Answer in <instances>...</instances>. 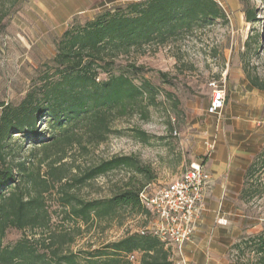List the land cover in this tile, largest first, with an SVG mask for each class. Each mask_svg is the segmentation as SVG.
<instances>
[{
  "label": "rangeland",
  "instance_id": "obj_1",
  "mask_svg": "<svg viewBox=\"0 0 264 264\" xmlns=\"http://www.w3.org/2000/svg\"><path fill=\"white\" fill-rule=\"evenodd\" d=\"M219 1L227 15L225 22L204 25L166 43L145 45L115 59L111 74L130 73L137 85L148 81L153 91L146 95L142 110L115 117L112 132L104 142H91L85 130L79 129L64 151L52 150L47 157L38 142L12 135L6 165L25 163L27 171L43 182L40 190L49 220L40 229H8L2 247H13L29 239L41 252L51 255L47 249L50 237L66 236L63 255L75 254L82 259L88 253L102 251L108 244L149 227L152 216L123 208L114 217L97 218L93 214L85 222L71 214L70 206L63 201L66 194L74 195L78 201H102L113 197L128 183L142 188L149 182L154 191L193 163H206L214 157L220 135L228 137L238 124L262 131L260 136H264V90L255 88L248 78L249 74L264 84V0ZM246 10L255 11L256 23L246 21ZM13 12L5 20L6 29L0 31V118L4 108L19 106L30 91L41 87V79L52 67L56 44L63 35V31L52 28L44 31ZM91 20L76 19L66 31ZM255 36L257 44L248 42ZM160 73L168 75L167 78ZM109 76L102 73L99 81ZM214 83L227 91L226 107L219 118L208 113ZM48 127L49 121L42 118L39 128L44 135L50 133ZM135 130L147 133L151 137L149 142L136 138ZM215 135L219 136L216 148L209 152L207 142ZM261 145L246 168L242 200L250 231L241 235L231 248L234 264H256L251 242L264 236V137ZM122 156L137 157L150 167L153 179L128 168H118L79 183L90 169ZM27 182L26 179L22 185H28Z\"/></svg>",
  "mask_w": 264,
  "mask_h": 264
},
{
  "label": "trees",
  "instance_id": "obj_2",
  "mask_svg": "<svg viewBox=\"0 0 264 264\" xmlns=\"http://www.w3.org/2000/svg\"><path fill=\"white\" fill-rule=\"evenodd\" d=\"M19 2L0 0V31L6 29L5 20L12 10L13 14L19 11ZM245 16L248 23L258 21L253 10H246ZM226 20L225 11L215 0H134L105 10L84 26L63 33L56 44L52 67L41 79V87L30 91L19 106L4 108L0 118V264H134L128 257L135 252L140 253L137 264H173L171 250L152 234L142 233L147 227L82 259L75 254L63 255V246L68 242L66 236L50 237L47 249L51 255L41 252L29 239L13 247H2L8 229H40L49 220L40 190L43 182L27 171L25 163L7 166L6 152L12 135L38 142L47 157L52 150L64 151L79 129L85 130L91 142H104L112 132L115 117L142 110L146 95L153 91L148 81L137 85L130 73L111 74L115 59L145 45L166 43L196 28ZM249 40L258 42L257 36ZM102 73L110 75L109 78L99 81ZM160 76L165 79L168 75L160 73ZM248 78L255 88L264 90L257 77L248 74ZM42 118L49 121L48 135L39 128ZM135 137L143 143L151 138L141 130H135ZM254 167L255 163L249 171ZM118 168H128L148 180L153 179L150 167L137 157L122 156L90 169L79 183ZM26 179L28 185H22ZM148 184L138 188L128 183L113 197L102 201H78L69 194L63 201L70 206L74 217L85 222L93 214L97 218L114 217L123 208L149 216L150 211L140 200V193ZM251 246L256 264H264V236L253 239Z\"/></svg>",
  "mask_w": 264,
  "mask_h": 264
},
{
  "label": "crops",
  "instance_id": "obj_3",
  "mask_svg": "<svg viewBox=\"0 0 264 264\" xmlns=\"http://www.w3.org/2000/svg\"><path fill=\"white\" fill-rule=\"evenodd\" d=\"M132 1L20 0L18 13L44 31L52 28L64 33L76 19L91 20L105 10ZM217 2L221 5L219 0ZM229 132V138L220 135L216 154L205 163L212 179L206 194V211L193 241L185 250L188 264H234L231 248L241 235L250 231L242 200L246 190V168L262 146L264 136H260L262 131L240 124L236 131Z\"/></svg>",
  "mask_w": 264,
  "mask_h": 264
},
{
  "label": "built area",
  "instance_id": "obj_4",
  "mask_svg": "<svg viewBox=\"0 0 264 264\" xmlns=\"http://www.w3.org/2000/svg\"><path fill=\"white\" fill-rule=\"evenodd\" d=\"M213 87L208 113L219 118L226 107L227 91L216 83ZM207 146L209 152H214L216 137L207 142ZM211 179L205 162H197L170 183L154 191L147 185L140 193L142 205L152 216L149 227L142 233L152 234L170 249L173 264H188L185 250L193 241L206 211V194ZM128 258L137 264L140 253L135 252Z\"/></svg>",
  "mask_w": 264,
  "mask_h": 264
}]
</instances>
